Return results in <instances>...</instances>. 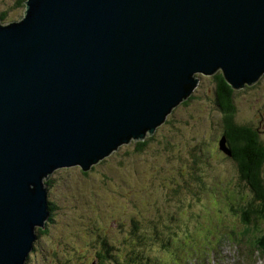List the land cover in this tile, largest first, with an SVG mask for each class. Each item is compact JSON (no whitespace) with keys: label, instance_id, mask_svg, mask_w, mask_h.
I'll use <instances>...</instances> for the list:
<instances>
[{"label":"water","instance_id":"water-1","mask_svg":"<svg viewBox=\"0 0 264 264\" xmlns=\"http://www.w3.org/2000/svg\"><path fill=\"white\" fill-rule=\"evenodd\" d=\"M217 71L264 75V0H25L0 21V264H25L50 173L143 141Z\"/></svg>","mask_w":264,"mask_h":264},{"label":"rangeland","instance_id":"rangeland-1","mask_svg":"<svg viewBox=\"0 0 264 264\" xmlns=\"http://www.w3.org/2000/svg\"><path fill=\"white\" fill-rule=\"evenodd\" d=\"M24 1L0 0L1 22L19 20ZM197 77L189 101L140 150L131 141L87 171L62 166L44 179L50 211L25 264H264L250 246L264 220L243 222L256 201L219 145L215 79ZM233 103V121L264 145V75ZM261 174L264 182V162Z\"/></svg>","mask_w":264,"mask_h":264},{"label":"trees","instance_id":"trees-1","mask_svg":"<svg viewBox=\"0 0 264 264\" xmlns=\"http://www.w3.org/2000/svg\"><path fill=\"white\" fill-rule=\"evenodd\" d=\"M0 21H5L4 14L0 15ZM213 77L215 79V102L223 115L224 131L221 136L224 137L225 147L231 152V155L227 156L236 162L240 178L249 185L251 193L253 194V200L256 201L255 204H249L241 210L243 222L249 224L252 217L264 220V182L261 174V168L264 162V145L260 141L258 131L255 128L233 121L235 113V105L233 103L234 93L238 89L232 88L224 80L220 71L214 73ZM191 95L181 104L187 103ZM147 138H150V136L146 137L143 141L135 142V146L140 150L145 146ZM44 183L46 182L44 181ZM48 207L50 211L49 201ZM37 228L39 229L40 227ZM252 239H255V244L251 243L250 246L252 245L251 247L254 250L264 254V232L260 235L253 236Z\"/></svg>","mask_w":264,"mask_h":264},{"label":"bare ground","instance_id":"bare-ground-1","mask_svg":"<svg viewBox=\"0 0 264 264\" xmlns=\"http://www.w3.org/2000/svg\"><path fill=\"white\" fill-rule=\"evenodd\" d=\"M235 243V242H234ZM239 252V251H238ZM31 253V252H30ZM244 257V256H243Z\"/></svg>","mask_w":264,"mask_h":264}]
</instances>
